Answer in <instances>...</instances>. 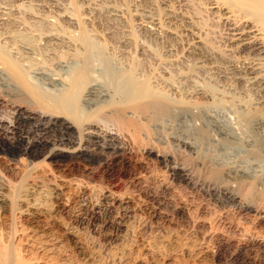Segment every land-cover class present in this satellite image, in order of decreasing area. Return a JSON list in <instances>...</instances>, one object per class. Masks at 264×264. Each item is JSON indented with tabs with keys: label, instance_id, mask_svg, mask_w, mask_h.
I'll use <instances>...</instances> for the list:
<instances>
[{
	"label": "rangeland",
	"instance_id": "374dc122",
	"mask_svg": "<svg viewBox=\"0 0 264 264\" xmlns=\"http://www.w3.org/2000/svg\"><path fill=\"white\" fill-rule=\"evenodd\" d=\"M174 1L176 2L174 8L176 7L179 13L185 12L197 22L195 23L198 24L201 33H204L205 41L208 44L210 43V47L215 49L223 58H231L232 60L235 58V61L248 59L246 55L253 56L252 58L249 56V60L259 58V55L254 53H244L245 56H243L244 54L239 52L237 47H234L236 51L238 49L237 52L234 49L231 52L232 45L229 42L228 45L225 43L229 41L227 36H230L228 34L226 36V33L224 34V32H228V27H226L225 23H222L223 21L218 14L213 16L206 0H184L183 3L178 0ZM185 1L188 2L185 3ZM90 2V6H85L82 4L85 3L83 0H0V13L5 12L3 13L6 20H2V22H9L6 26L18 27L20 26L19 24L23 23L20 26L22 33L20 30L18 31L20 34L28 35L27 33H30L34 27V29H50V34H46V36L48 35L51 38H48L51 41L48 47L49 49L52 48V53L55 52L52 56L55 57L56 61L54 60L48 68L53 69L55 72L60 70L68 72L73 60L77 58L74 54L77 53L83 57L85 51L90 48L95 51L97 58L101 57L100 59H105L104 61L109 63L111 61L110 64L108 63L110 71L114 70L117 59L122 62L125 60V64L131 62V65L134 64L135 69L148 70L152 67L150 64L153 63L149 60L159 55H171L176 58L180 65L177 64L178 67L176 66V68L175 66L167 67L169 73L166 74L165 72L163 76V72H159L161 75L157 76L175 84V89L178 91H173L174 96L170 95L172 91H168L166 99L177 96L174 98L177 103L173 102L176 107L185 108L183 96L184 93H188L192 97L190 107L194 105L191 108L195 112L197 111L196 113L200 112L197 114L199 116L203 113L204 116L205 114L207 117L214 116L219 118L218 120L224 121L223 119H225L227 122L241 118L250 121L248 118H253L252 116L254 118L257 116L259 118L260 116L264 117V106L262 105L264 104V78L261 81L252 79L253 83L250 79H245L247 82L249 80V83H246L244 79H234L233 77L231 79L220 69L213 70L214 68H211V70L210 67L200 66L195 55L184 44L177 41L176 38L165 36L164 39L165 34L160 32V30H155L152 25H148L150 27L147 26L145 28L146 26L133 14L129 0H91ZM184 3L185 5H183ZM119 8L122 11H119ZM11 13L13 14L11 15ZM56 28L59 29L57 30ZM0 30V33L4 32V30ZM151 31L155 32L152 33ZM38 32L34 31L33 34L39 35ZM57 36L58 38H56ZM166 38L170 40H166ZM123 54H126L125 57ZM244 57L245 59H242ZM260 57H264V55ZM187 64L191 65L188 66ZM182 66L183 68H181ZM115 71H117L116 67ZM154 71H156V74L158 73L157 69ZM160 76L163 77L161 78ZM132 77L135 79L134 74H132ZM133 79H131L132 82L137 81H133ZM152 86L153 84L147 89L148 92L155 89ZM38 90L40 89L38 88ZM153 92L157 93L158 91L155 92L154 90ZM44 93L46 94L47 92L44 91L42 93L45 96ZM180 93L183 95H180ZM206 93H210L209 95L212 98H206ZM46 96H49V93ZM161 96L166 100L164 97L165 90ZM17 99L19 101L33 102L34 97L20 94ZM68 99L63 100L64 104L61 102L60 104L56 103V105H60V110L70 116L79 117L81 111L84 110L81 107L82 101L80 98L74 100L68 97ZM5 102V100L0 102L2 103L0 104V119L2 121H5V119L6 121L8 119L11 121L17 115V112L11 104H8V101V103ZM34 107L36 108L37 106L35 105ZM85 114L87 115L88 113ZM237 116L238 118H236ZM43 117L41 110L24 116L26 120L24 124L27 127L25 141L29 142L30 145L38 144L39 151L26 154L23 150H19L15 155H11L13 154L11 151L4 152V150L0 149V179L11 186L6 193L9 195V199L13 201L16 200L17 195L23 192L25 187L27 188L32 184L37 185L33 191L34 193L41 191L39 187H44L48 190L49 201L47 205L49 211H47L45 216L39 218L36 226L48 227L47 229L54 231L53 233L64 240L66 247L73 254L79 255L82 254L81 252H86V248L94 247L97 248L98 252L102 253L105 263L110 261L111 254L114 251L128 249L132 252L130 256L131 264L137 261L144 264H241L243 259L247 262L245 264H264V248L261 247L262 239L264 238V193H262L264 186L259 184L260 186L258 185L257 190L253 189L250 191L236 188V192L242 198L243 204H231L221 195H210L201 184L210 181H217L216 183L221 181L223 183L222 181L224 180L211 172L208 174L209 170L208 168L206 169V166L209 162V165L211 164L210 156L213 157L215 154V152L207 150L208 146H205L206 149L203 148L200 151L201 155L193 156V158L197 156V160L192 159V156L188 158L185 156L183 159L179 156L177 159V156H172L166 160L161 158V169L157 172L158 174H154V180L152 178L151 180H153L152 183L154 185L161 186V188L159 187L160 189L158 188L159 194L169 202V206L166 205L163 208L164 206L160 207L155 202L147 199L144 192L139 190V187L133 186L135 184L132 183L133 177L131 176L136 173L139 174V171L145 172L148 169L146 168V160L140 161V158L138 157L137 159L134 155L131 158L133 161H121L113 167L108 165L106 167L108 156L110 157L120 151L123 147L122 144H112L109 139L108 142L107 140H101L103 147L105 146L104 148L89 142L84 143L82 140L83 136L80 134L81 125L76 123L77 127L73 126L65 131L55 132L51 129H46L48 125L43 124L45 122L42 120ZM94 119L95 117H93ZM236 120L233 121L235 122ZM6 121L4 124H7ZM199 124L200 121L197 122L196 126L199 127ZM5 129L0 130V140L13 141L11 135L7 133L8 129ZM200 134L202 135V133ZM203 135L201 137L204 139L199 138L202 141H206V137L211 136V133L205 132ZM212 142L214 141H210V144L216 148L222 146L219 143ZM229 144L230 146L233 145ZM78 147H82L84 150L81 153L83 155L82 158H76V153H74ZM54 148L65 150L63 157L60 158L61 160L55 161L49 157L51 149ZM209 148L211 149V147ZM226 157L221 160L222 163L231 162V159L229 160ZM200 159L203 163L200 162ZM218 161L215 169L217 171V169L221 168L218 170L221 171L224 167ZM72 165L75 166V170L68 174L67 168ZM78 166L82 169L88 168L91 171L86 172L82 169H77ZM181 179L182 181H180ZM57 188L63 191L64 195L58 197ZM162 188L164 189L161 190ZM112 190L124 197V200L113 202L112 205L113 200L110 196V191ZM0 192H4V190L0 188ZM175 203L185 205L192 219L186 220L175 215L172 211V206L176 205ZM250 206L258 207V212L250 211L251 209H248ZM20 207L19 202H17L11 213L0 208V230H7L9 226L12 229H16L18 225L29 224L25 217L20 218L21 216L18 213ZM199 220L212 225L211 232L208 235L197 232L194 226L195 222ZM252 224H255V227H252ZM68 228L73 229L85 241L86 248L85 246L81 247L83 245L79 244L78 240L73 236L67 235L66 229ZM244 229H249V233L251 232L249 236L254 237L256 240L255 245L245 249L234 260L229 259V257H224L222 260L215 258L214 254L218 241L211 238V233L218 232L226 236L243 238L245 236Z\"/></svg>",
	"mask_w": 264,
	"mask_h": 264
},
{
	"label": "bare ground",
	"instance_id": "6f19581e",
	"mask_svg": "<svg viewBox=\"0 0 264 264\" xmlns=\"http://www.w3.org/2000/svg\"><path fill=\"white\" fill-rule=\"evenodd\" d=\"M90 1L91 0H83L85 3L82 4L90 6ZM178 1L183 3L184 0ZM187 2L185 1V3ZM206 2L213 16L214 14H218L223 21L222 23H225L226 27H228V32L226 31L224 34L226 33V36L227 34L230 36H227V38L229 37V41L225 43L228 45L229 42V44L232 45L233 48L231 47V52L233 49L235 50L234 47H237L242 54L254 53L255 55H259V58L249 60V56L251 55H246L248 59L244 57L242 59L245 60L240 61L239 54L238 58L240 60L237 59L239 61H235V58L233 60L231 58V60L225 57L223 58L215 49L210 47V43L208 44V42L205 41V37L203 36L204 33H201L198 24H196L197 22L189 15L185 14V12L179 13V10L177 11L176 7L174 8V4L176 3L174 0H129L133 14H135L138 20L146 26L143 25V27L147 28L148 25H152L155 30H160V32L165 34L164 39L165 36L168 38L169 36L176 38L177 41L184 44L185 47L195 55L200 66L206 68L210 67V69L214 68L213 70L220 69L231 79H250L251 82L253 81L252 79H258L261 81L264 78V57H260L264 55V0H206ZM185 3L183 5H185ZM120 10L119 8V11ZM3 12L2 14L0 13V17H3L0 18V29H2V31L4 30L3 33H0V102H2V100L8 101L9 103H7L11 104L13 109L17 112L16 116L12 115L14 118L11 121H9V119L6 121L5 119L7 124H4L5 121L0 119V130H3V128L8 129L7 133L13 138V141L8 142L0 140V149L4 150V152L11 151V153H13L11 155H15L19 150H23L26 154H32L40 150L38 144L30 145L29 142L25 141L27 127L24 124L26 121V117L24 118V116L26 114H34L37 110H41L44 116L42 120L45 121L42 122L48 125L46 129L62 132L70 127H77V123L81 125L80 134L83 136V139H80H82L84 143L89 142L90 144L92 143L99 147H103L101 140H107L108 142L109 139L112 144H122L123 147H120V151H117L110 157L108 156L106 167L107 165L113 167L121 161H133L131 158L134 155L137 159L139 157L140 161L146 160V168L148 169L145 172L139 171V174L136 173L131 176L133 177L132 183L135 184L132 185L139 187V190L144 192L147 199L155 202L160 207L164 206L163 208H165L166 205L169 206V202L159 194L161 186H156L152 183L154 174H158L157 172L161 169V158H165L166 160L172 156H177V159L179 156L183 159L185 156L186 158L192 156V159H196L197 156L194 158L193 156L200 154L203 148L206 149L205 146H208V151L211 150L213 153L215 152L213 157L210 156L211 164L209 165V162V166H206V169L208 168L209 170H207L208 174L211 172L224 180L222 181L223 183H221V181L220 183H216L217 181H210L201 184L210 195H221L231 204H243V200L239 193L236 192V188L248 189L250 191L253 189L257 190L259 184L264 186V117L260 116L259 118V116H257L258 118H254V116H252L253 118H248L250 121L241 117H239L241 119L237 120L231 118L236 121L234 122L232 120L227 122L222 116L221 118L224 121L218 120L219 118L214 116L210 117L208 115L209 117H207L206 114L204 116L203 113V116H199L197 114L200 112L196 113L197 111L195 112L194 109L191 108L194 105L190 107L192 97L191 94L188 93H184L183 96L184 104H182L185 108L182 107V109H180L176 107L173 102L177 103V100L174 99L177 96L166 99V93L168 91H172L170 95H173V91L177 90L175 89V84L162 78L165 72L166 74L169 73L167 67L171 68V66H175L176 68L177 64H179L174 56H156V58L152 59L153 61L149 60L153 62V65L150 64L152 67L148 70L139 68L140 72L138 69H135L133 66L134 64L131 65V62L125 64V60L122 62L117 59V64L115 66L117 71H115V67L113 71H110L108 69L109 62L104 61L105 59H100L101 57L97 58L95 51H93L92 48L87 49L89 48L87 47L83 57L77 53L74 54L77 58L73 60L68 72L61 71L60 69V71L55 72L53 69L48 68L55 60V57L52 56L55 52L52 53V48L49 49L48 47L51 38L48 35L46 36V34L50 32V29H34V27L31 31L32 34H30L31 32L27 33L28 35L20 34L18 31L21 29L20 26L23 23L19 24L20 26L17 24L18 27L11 25L6 26L9 22H2V20H6L4 18L5 12ZM117 13L121 14L119 12ZM12 14L13 13H11V15ZM56 29L58 30L59 28ZM34 31H39V35H34ZM17 32L19 35L16 34ZM160 32L158 33L160 34ZM159 34L157 35L159 36ZM56 38H58V36ZM168 38H166V40ZM167 45H165V47H167ZM119 53L121 54L120 51ZM245 54L243 56H245ZM123 55L125 57L126 54ZM252 57L253 56L250 58ZM188 66L186 67L188 68ZM181 68H183V66ZM155 69L158 70V73L163 72V76H160L162 79L158 78L157 75L161 74H156V71H154ZM132 74H134L135 79H133ZM155 77L157 78L154 79ZM108 78L109 80L107 81ZM131 79L137 81L132 82ZM245 81L249 83V80L248 82L247 80ZM152 84L154 86L152 87L155 88H152L153 91H158L157 93H154L151 89H149L151 91L148 92L147 89ZM38 88L42 91L38 90ZM43 90L49 93V96H46L47 93H44V96L42 94L44 92ZM164 90V97L166 100L161 96ZM20 94L34 97L33 102L19 101L17 96ZM168 94L167 96H169ZM181 94L182 93H180V95ZM209 94L206 93V98H212ZM68 97L74 100L80 98L82 101L81 107H83L82 109L84 110L81 111L79 117L76 116L77 118L60 110V105H56V103L60 104L61 102L64 104L63 100L68 99ZM68 101L70 100L68 99ZM35 105L38 109L34 107ZM262 105L264 106V104ZM85 113L88 114L86 115ZM93 117H95L94 120ZM236 118H238V116ZM198 121H200L199 127L196 126ZM199 132L202 133V135L205 132L208 134L211 133V136L206 137V141H202L204 135L202 136ZM210 141H214L216 144L219 143L222 146L216 148L214 145L210 144ZM229 143L233 145L230 146ZM209 147H211V149ZM75 151L76 158H82L83 155H81V153L84 152L82 147H78ZM64 153L65 150L54 148L51 149L49 157L58 161L61 160L60 158L63 157ZM224 157L227 159L229 158V160L231 159V162L222 163L221 160L225 159ZM217 161L224 167L221 171H218L221 168L217 169V171L215 169ZM200 162H202V160ZM74 168L75 166L73 165L68 166V174H71L70 172L75 170ZM77 169L82 168L78 166ZM82 170L87 172L90 169L84 168ZM151 178L153 180H151ZM180 181H182V179ZM36 187V184L29 185L27 188L25 187L26 189L24 188L23 192L17 195L16 200L13 201L9 199V195L6 193L11 186L0 179V188L4 190V192H0V208L11 213L13 207L19 202L21 206L18 211L21 216L20 218L22 219L25 217V220L29 223L28 225H18L16 229H12L9 226L7 230H0V264L130 263L132 252L128 249H118L114 251L113 254H111L110 261L105 263L102 253L98 252L97 248L94 247L86 248L87 245L85 241H83L73 229H66L67 235H71L77 239L78 243L83 245L81 247L86 245V252H81L82 254L79 255L73 254L68 250L64 240L53 233L54 231L47 229L48 227H37L36 224L39 218L45 216L47 211H49L47 205L49 201V192L44 187H39L41 191L34 193L33 191ZM167 187L165 188L167 189ZM163 189L164 188L161 190ZM56 191L58 197L64 195V192L59 188H57ZM262 193H264V190ZM118 194L117 192H113V190L110 191V196L113 200L112 205L113 202L124 200V197ZM172 207V211L175 215L186 220L192 219V216L182 203H178ZM248 209H251L250 211H254V213L259 210L256 206H250ZM252 225V227H255V224ZM211 226L212 225L209 223L199 220L195 222L194 227H196L197 232L208 235L211 232ZM248 230L249 229H244L245 236L243 238L226 236L218 232L211 233V238L218 241L214 254L215 258L222 260L224 257H229V259L234 260L238 258L245 249L253 247L256 240L254 237L249 236L251 232L249 233ZM261 247L264 248V238L262 239ZM245 263L247 262L243 259L241 264ZM133 264L144 263L137 261Z\"/></svg>",
	"mask_w": 264,
	"mask_h": 264
}]
</instances>
